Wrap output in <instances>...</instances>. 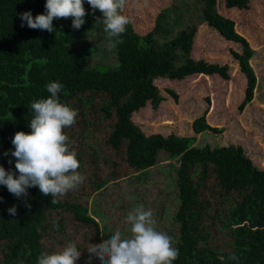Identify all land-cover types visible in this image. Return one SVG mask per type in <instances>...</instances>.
Listing matches in <instances>:
<instances>
[{"label": "trees", "instance_id": "obj_1", "mask_svg": "<svg viewBox=\"0 0 264 264\" xmlns=\"http://www.w3.org/2000/svg\"><path fill=\"white\" fill-rule=\"evenodd\" d=\"M204 3L201 22H206L227 39L242 44V52L233 51L240 64V70L247 77V88L240 109L254 98L257 76L250 63L254 54L245 36L238 33L234 19L216 10L217 0H201ZM250 0H225L229 8H245ZM46 0H0V166L6 171L15 170L12 138L18 131L30 133L28 126L33 117L30 104L34 99L47 98L49 82L63 85L58 95L61 102L73 106V100L86 104L88 94L101 93L108 97L100 109L107 117L115 114L116 121L106 143L115 150L125 146L127 163L139 171H145L158 162V155L165 151L179 163L178 181L180 204L175 218L180 224V237L175 247L179 249L178 259L173 264L197 261V264H264V230L258 235L243 236L233 232L232 247L218 255L203 244L207 239L202 228V217L206 205L201 197V188L209 175L214 174L219 182L223 197L233 191H250L256 201L264 204V170L256 167L241 145H195L196 136H180L171 133L147 135L132 119L133 113L151 102L158 108L165 99L154 81L158 77L183 80L199 74L208 79L218 73L229 79V65L211 63L205 59L190 56L193 40L197 33L196 24L181 29L164 44H159L157 35L165 32L162 20L167 9L158 14L155 27L146 34L134 30L132 23L120 37L123 43L116 45L118 63L108 65L97 63L91 66L93 46H80L77 42L83 31L95 22L93 17L84 18L80 29L72 23L54 18L55 31L31 29L26 22L21 27L20 14L31 11L33 18L45 13ZM84 8L86 3L84 2ZM96 12H99L96 10ZM87 14V12H86ZM86 16V15H85ZM178 53L185 62L178 65ZM237 72L239 71L236 65ZM203 73V74H200ZM233 74H236L235 70ZM178 99L173 90L170 91ZM193 129L200 134L207 131L218 133L221 129L212 127L205 114L194 120ZM65 132V131H64ZM71 150H76L69 137ZM11 150V151H10ZM8 152L7 156L4 153ZM78 171L85 177L83 160L78 158ZM82 154V153H81ZM9 160L12 161L9 164ZM18 176V172H17ZM100 187L102 182H95ZM85 181L69 191L67 199L56 204L50 196H43L38 187L28 189L27 197H16L7 187L0 185V240L5 242L2 264H38L43 248L42 239L56 221L53 213L69 212L80 224L93 226L98 243L102 242L100 226L89 209L82 203ZM81 200V201H80ZM25 201L31 208L25 207ZM16 205L17 215L10 216L8 208ZM235 213L233 218H237ZM224 221L225 227L237 225L236 220ZM57 230L63 228L58 225ZM208 248V249H207ZM238 257L236 260L230 256ZM82 251L77 264H92L93 257ZM98 264V263H95Z\"/></svg>", "mask_w": 264, "mask_h": 264}, {"label": "rangeland", "instance_id": "obj_2", "mask_svg": "<svg viewBox=\"0 0 264 264\" xmlns=\"http://www.w3.org/2000/svg\"><path fill=\"white\" fill-rule=\"evenodd\" d=\"M84 2L85 17H93L95 22L83 31L78 44L96 48L92 53L91 66L97 63L116 65V45L109 47L103 25L97 22L103 19V14L98 9L99 12H93L87 0ZM203 7L201 0H127L124 14L130 17L134 30L142 35L155 27L159 13L168 10L162 20L166 31L156 36L159 44L166 43L181 29L196 24L197 33L190 56L220 65L228 64L230 74L229 79L218 73L211 75V79L199 74L183 80L158 77L154 83L165 99L158 108L148 102L133 113L132 119L147 135L161 133L168 136L174 133L196 136L195 145L202 147L207 144L213 148L218 145H241L254 165L264 170V0H250L245 8H229L225 0H217L216 5L219 13L234 19L236 30L245 36L255 51L250 63L257 76V86L253 100L244 109H240V105L246 95L247 77L233 54V51H243L242 44L227 39L206 22H200L198 18L202 19ZM60 19L64 23H72V18ZM178 59V65L185 62L181 53H178ZM234 70L236 74H233ZM171 90L178 94V99ZM88 98L86 104L73 100L72 108L78 115L75 123L64 131L73 141L76 149L73 150L78 152V158L83 160L86 186L81 200L98 221L101 240L110 239L111 233L117 229L125 236L130 235L127 231L129 226L125 223L126 214L133 207L143 205L146 210L153 211L158 230L170 235L176 246L181 232L175 218L180 204L177 185L179 163L161 151L158 162L145 171L130 166L124 155L125 146L115 150L106 143L117 119L115 114L105 116L100 109L108 97L101 93H89ZM204 114L207 122L221 129L220 132L195 133L194 120ZM95 182L103 184L97 187ZM221 191L216 176L212 174L204 181L200 193L206 205L202 228L208 232L203 247L207 245L218 255L231 249L234 230L243 236L254 237L264 230L262 201H256L249 190L233 191L227 194L229 198L226 195L223 197L224 192ZM61 199H67V195ZM235 213H238L236 219L233 218ZM61 218L63 222L56 221L57 224L51 226L42 239L45 252L60 251L68 242L76 241L78 250L88 253L89 244H98L93 226L80 224L69 212L53 213V220ZM229 219L230 223L231 219L236 220L237 225L225 227L224 221L229 222ZM60 223L63 228L57 230ZM5 245L0 240V264ZM91 257L92 264H100L97 257ZM183 264H197V261Z\"/></svg>", "mask_w": 264, "mask_h": 264}, {"label": "clouds", "instance_id": "obj_3", "mask_svg": "<svg viewBox=\"0 0 264 264\" xmlns=\"http://www.w3.org/2000/svg\"><path fill=\"white\" fill-rule=\"evenodd\" d=\"M87 2L93 12L98 9L103 14V19L97 22L103 25L109 47L123 43L120 37L131 23L130 17L124 14L127 0ZM85 15L84 0H46L45 13L33 18L31 11H26L20 14V19L21 27L26 22L31 29L51 33L55 31L54 18H72L71 26L78 30L85 23ZM46 90L50 93L47 98L34 99L30 104L34 114L28 125L30 133L18 131L12 138L14 151H10L15 158L16 171H6L0 166V185L6 186L18 198L27 197L29 188L38 187L43 196H50L51 203L56 204L60 197L83 184L86 177L78 171L77 153L71 150L69 137L64 132L66 127L75 123L78 112L61 102L58 95L63 90L61 83L49 82ZM8 154L4 153L5 156ZM25 207L30 209L31 204L25 201ZM7 211L10 216H16V205ZM125 223L129 226L127 231L130 235L125 236L117 229L111 233L110 239L89 244V259L94 255L100 264H173L178 259L179 249L174 246L170 235L158 230L152 210L137 205L128 211ZM81 254L77 242L70 241L62 250L42 252L37 259L38 264H77ZM229 259L238 257L233 254Z\"/></svg>", "mask_w": 264, "mask_h": 264}]
</instances>
